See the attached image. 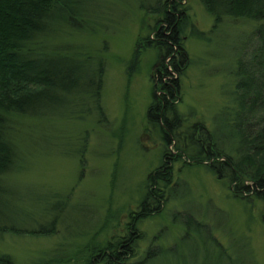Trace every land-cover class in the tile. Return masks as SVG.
Listing matches in <instances>:
<instances>
[{
  "label": "rangeland",
  "instance_id": "1",
  "mask_svg": "<svg viewBox=\"0 0 264 264\" xmlns=\"http://www.w3.org/2000/svg\"><path fill=\"white\" fill-rule=\"evenodd\" d=\"M70 1L79 12L61 18L38 45L73 55L95 74L100 63L99 97L81 80L74 93H56L40 114L10 117L13 162L2 179L5 221L27 228L55 214L57 220L51 236L0 234V254L14 264H32L60 249L80 264L93 243L126 233L131 211H138L149 189L148 175L160 170L169 183L166 201L148 202L149 214L132 223L138 236L134 261L146 248L158 247L173 251L151 264H264L263 200L234 197L228 181L205 168L210 160L196 153L202 138L194 126L199 123L222 142L233 140L224 108L232 97L235 61L255 45L254 22L225 18L214 25L199 0H183L188 17L180 43L186 59L175 103L178 119L168 132L171 155L162 158L159 127L147 120L158 80V48L150 35L160 24L152 13L156 0ZM134 50L139 55L128 73ZM193 221L199 234L190 230Z\"/></svg>",
  "mask_w": 264,
  "mask_h": 264
},
{
  "label": "trees",
  "instance_id": "2",
  "mask_svg": "<svg viewBox=\"0 0 264 264\" xmlns=\"http://www.w3.org/2000/svg\"><path fill=\"white\" fill-rule=\"evenodd\" d=\"M199 2L212 16L214 25L225 18L254 22L255 37L248 36L247 41L252 43L250 39L254 37L255 45L249 52H243L242 56L237 57L232 70V97L224 109L229 122L233 124V140L222 142L216 134L199 127V123L194 124L198 126L196 131L199 141L202 138L201 142L195 143L198 149L196 153L210 160L205 168L216 178L226 179L234 197L246 199L255 196L264 202V0ZM70 3V0H0V234L51 236L56 233L57 214L43 223L33 221L27 228L16 227L5 221L2 199L6 190L2 179L13 162V150L8 136L10 117L40 114L56 93L59 96L74 93L73 90L81 80L85 82V89L91 87L88 92L99 97V77L102 72L100 63L96 69L98 74H95L92 67L75 59L73 55H61L38 45L48 33L57 28L61 18L69 20L75 10H79L75 5V9L72 8ZM182 3L183 0H156L152 8V13L160 17L159 27H154L150 32L158 48L159 60L155 66L158 80L152 86L147 120L159 127L165 145L162 158L171 155L166 149L172 143L168 132L178 119L175 103L179 99L177 93L186 59L180 35L188 16ZM138 55L134 50L128 73L135 68ZM165 58L168 60L165 61ZM89 71L93 72L88 74ZM174 157L179 160L181 155L175 152ZM188 158L192 160L191 163L198 164L193 160L195 158ZM161 163L164 167V162ZM151 174L153 176L147 177L149 189L145 190L140 199L138 211H131L129 215L126 233L107 239L102 245L93 243L87 257L80 264H151L156 256L173 251L172 248H146L141 257L133 260L136 257L138 236L132 223L135 225L136 221L149 214L145 209L148 202L152 201L158 206L166 201L168 180L160 170ZM193 222L195 227L190 230L199 234L200 225ZM184 223V227L189 229L187 222ZM61 252L60 249L53 250L52 254L47 252L45 257L32 264H76L71 261L70 252ZM228 263L234 264V261L228 259ZM0 264L14 262L9 255L2 253Z\"/></svg>",
  "mask_w": 264,
  "mask_h": 264
}]
</instances>
